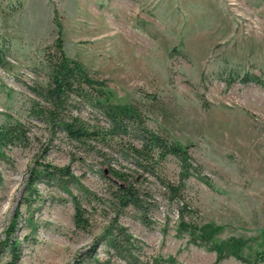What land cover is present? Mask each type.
Instances as JSON below:
<instances>
[{"label": "rangeland", "instance_id": "rangeland-1", "mask_svg": "<svg viewBox=\"0 0 264 264\" xmlns=\"http://www.w3.org/2000/svg\"><path fill=\"white\" fill-rule=\"evenodd\" d=\"M59 36L116 105L186 148V163L169 158L159 173L184 186L183 200L150 176L148 213L116 210L103 170L133 160L53 135L32 111ZM73 101L108 126L98 104ZM9 123L28 139L0 143V264L12 259L6 241L17 264H264V0H0ZM44 167L74 177L36 179Z\"/></svg>", "mask_w": 264, "mask_h": 264}, {"label": "trees", "instance_id": "trees-1", "mask_svg": "<svg viewBox=\"0 0 264 264\" xmlns=\"http://www.w3.org/2000/svg\"><path fill=\"white\" fill-rule=\"evenodd\" d=\"M63 45L59 36L55 42L54 57H47L50 68L49 83L46 87L35 89L36 95L42 101L35 102L32 111L48 125L53 135L61 132L68 140L88 146L89 150L98 149V153L106 158L123 153L125 157L133 160V170L122 164L118 167L110 164L103 170L112 207L116 210L134 207L144 215L147 214L152 195L144 181H148L150 176L159 181L165 195L183 200L184 186L162 177L159 173L169 158H177L186 163V148L168 133L149 128L134 106L116 105L112 90L95 79L80 61L67 57ZM75 99L90 105L98 104L108 126L92 124L81 115L70 111L69 106ZM134 134L139 135V143L125 139ZM27 139L28 130L22 123L0 126V143L4 145L25 142ZM183 167L184 171L189 169V166ZM43 175L60 183H63L65 177H74L67 167H44L42 172L36 173L35 178L40 179ZM76 218L78 223L81 222L79 207ZM7 243L4 242L2 246L5 245L10 250L12 259L8 264H17L20 253L16 252V244L10 246ZM232 245L240 249L243 241L234 240Z\"/></svg>", "mask_w": 264, "mask_h": 264}]
</instances>
